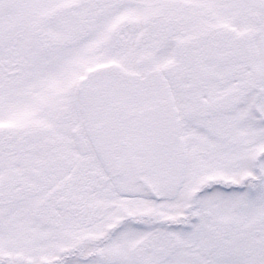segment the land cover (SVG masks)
<instances>
[{"label":"snow or ice","instance_id":"6c2138e0","mask_svg":"<svg viewBox=\"0 0 264 264\" xmlns=\"http://www.w3.org/2000/svg\"><path fill=\"white\" fill-rule=\"evenodd\" d=\"M0 264H264V0H0Z\"/></svg>","mask_w":264,"mask_h":264}]
</instances>
